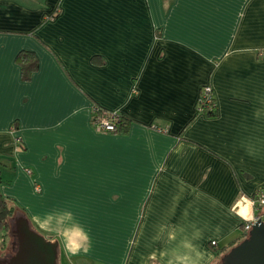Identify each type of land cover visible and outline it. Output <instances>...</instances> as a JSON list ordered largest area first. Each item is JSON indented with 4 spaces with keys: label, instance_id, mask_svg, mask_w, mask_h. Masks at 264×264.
<instances>
[{
    "label": "crops",
    "instance_id": "crops-1",
    "mask_svg": "<svg viewBox=\"0 0 264 264\" xmlns=\"http://www.w3.org/2000/svg\"><path fill=\"white\" fill-rule=\"evenodd\" d=\"M0 178L69 264H221L264 214V0H0Z\"/></svg>",
    "mask_w": 264,
    "mask_h": 264
},
{
    "label": "water",
    "instance_id": "water-1",
    "mask_svg": "<svg viewBox=\"0 0 264 264\" xmlns=\"http://www.w3.org/2000/svg\"><path fill=\"white\" fill-rule=\"evenodd\" d=\"M9 221L10 251L0 256V264H61L59 240L40 232L26 212L16 209ZM221 264H264L263 218L222 256Z\"/></svg>",
    "mask_w": 264,
    "mask_h": 264
},
{
    "label": "trees",
    "instance_id": "trees-1",
    "mask_svg": "<svg viewBox=\"0 0 264 264\" xmlns=\"http://www.w3.org/2000/svg\"><path fill=\"white\" fill-rule=\"evenodd\" d=\"M17 59L22 67L23 77L25 79H29L32 73L34 72V70H36L38 67L37 56L32 51L23 50L22 52L19 53ZM95 106H96L95 108L96 110H93L94 111L93 120L99 117L107 118L109 116V112L112 111V110L105 109L99 105H95ZM216 111H217V107L214 110H205L203 112L206 114H214L216 113ZM119 115H120L119 120L116 121L117 130L115 132H121V131L126 130L128 127V123H129V121L125 119L123 115H121L120 113ZM261 187H264V185ZM252 199H255V194L253 195ZM255 207L257 210L258 209L260 210V207L258 206L257 202H256ZM18 208L20 209V207H18V205L12 198L4 196L2 192L0 191V226L7 235L9 233V228H10L9 219L11 216L15 214L16 209ZM247 236H248V232L245 231L242 240L246 238Z\"/></svg>",
    "mask_w": 264,
    "mask_h": 264
},
{
    "label": "built area",
    "instance_id": "built-area-1",
    "mask_svg": "<svg viewBox=\"0 0 264 264\" xmlns=\"http://www.w3.org/2000/svg\"><path fill=\"white\" fill-rule=\"evenodd\" d=\"M217 107L216 99L214 96L213 88L210 84H205L201 88L199 100H198V111L203 112L205 110H214ZM95 107H93V110H96ZM119 112L111 111L109 112V116L107 118H97L93 120L94 125L99 130H105L110 132H115L117 130L116 121L119 120ZM252 202L254 206H256V202L258 206L264 207V187H260L256 193H255V199H252ZM264 219V214H258L254 216V222L247 220L244 224V231L249 232V230L252 228V224H254L258 218ZM212 244L217 245V241H212Z\"/></svg>",
    "mask_w": 264,
    "mask_h": 264
},
{
    "label": "clouds",
    "instance_id": "clouds-1",
    "mask_svg": "<svg viewBox=\"0 0 264 264\" xmlns=\"http://www.w3.org/2000/svg\"><path fill=\"white\" fill-rule=\"evenodd\" d=\"M241 218L244 220H249V221L254 222L255 218H254V215L252 213L251 202H249V207H248L247 213L245 215H243ZM50 221H51V217H48L47 219H44L42 221H38L39 227L41 229L51 231L52 227H51ZM65 248H66V251L68 253H70L71 255H76L77 252L80 250V245L77 244L75 246H72L70 242L66 241L65 242Z\"/></svg>",
    "mask_w": 264,
    "mask_h": 264
},
{
    "label": "rangeland",
    "instance_id": "rangeland-1",
    "mask_svg": "<svg viewBox=\"0 0 264 264\" xmlns=\"http://www.w3.org/2000/svg\"><path fill=\"white\" fill-rule=\"evenodd\" d=\"M37 229H38V228H37ZM39 231L41 232V230H39ZM244 233H245V231L242 232V236H241V237H243ZM241 237H240V238H241ZM61 264H69V263L67 262V260H66L65 257L62 258V256H61Z\"/></svg>",
    "mask_w": 264,
    "mask_h": 264
},
{
    "label": "flooded vegetation",
    "instance_id": "flooded-vegetation-1",
    "mask_svg": "<svg viewBox=\"0 0 264 264\" xmlns=\"http://www.w3.org/2000/svg\"><path fill=\"white\" fill-rule=\"evenodd\" d=\"M9 251H10V249H9Z\"/></svg>",
    "mask_w": 264,
    "mask_h": 264
}]
</instances>
